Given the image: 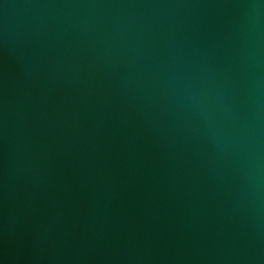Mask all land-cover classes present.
<instances>
[{"label": "water", "instance_id": "water-1", "mask_svg": "<svg viewBox=\"0 0 264 264\" xmlns=\"http://www.w3.org/2000/svg\"><path fill=\"white\" fill-rule=\"evenodd\" d=\"M0 264H264V0H0Z\"/></svg>", "mask_w": 264, "mask_h": 264}]
</instances>
